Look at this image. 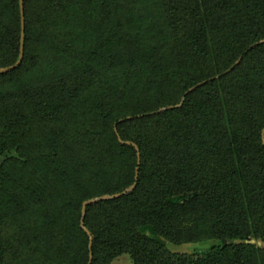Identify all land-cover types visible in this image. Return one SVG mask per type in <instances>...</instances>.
Masks as SVG:
<instances>
[{
	"label": "trees",
	"instance_id": "1",
	"mask_svg": "<svg viewBox=\"0 0 264 264\" xmlns=\"http://www.w3.org/2000/svg\"><path fill=\"white\" fill-rule=\"evenodd\" d=\"M24 7L23 62L0 73V264H264V0ZM22 39L21 0H0L1 69ZM105 63L124 71L96 91Z\"/></svg>",
	"mask_w": 264,
	"mask_h": 264
},
{
	"label": "rangeland",
	"instance_id": "2",
	"mask_svg": "<svg viewBox=\"0 0 264 264\" xmlns=\"http://www.w3.org/2000/svg\"><path fill=\"white\" fill-rule=\"evenodd\" d=\"M62 69V68H61ZM122 67H116L114 64H109V63H105L102 65V67L99 69V76L100 79L98 80L97 86L95 87V90H104L107 88V83L109 81L110 78H112L115 75H119L122 73ZM49 67H44L42 69H38L36 70V72L33 74V77H39L42 75L46 76L49 75ZM124 71V69H123ZM22 173V171H21ZM22 175V179L24 183H27L29 181H37L40 184L43 183V181L45 180L44 178V174L42 173L41 167L40 166H30L29 170H25L24 168V172L23 174H20V176ZM51 180H55L54 178ZM51 184V183H50ZM49 184V185H50ZM60 188V186H56V189ZM49 190H47L48 193ZM50 194L53 193L52 195L55 194V188L50 189ZM65 191V190H63ZM48 194V195H50ZM37 216H39V210L35 209L32 210L28 213H26V217L21 218L20 222H23V220H25L24 222H26L28 219L31 218L32 221V217L33 219H35ZM12 231V230H10ZM210 242L209 241H204L202 243H197V244H183V245H174V244H169V248L173 249V250H179V251H190L192 249H195L196 247H199V249L201 250H205L210 246ZM112 264H135L134 260L132 259L130 254H123L120 255L119 257H117L116 259H114L112 261Z\"/></svg>",
	"mask_w": 264,
	"mask_h": 264
},
{
	"label": "water",
	"instance_id": "3",
	"mask_svg": "<svg viewBox=\"0 0 264 264\" xmlns=\"http://www.w3.org/2000/svg\"><path fill=\"white\" fill-rule=\"evenodd\" d=\"M21 8H22V31H23L21 57H20V60H19L15 65L9 66V67L4 68V69H1V68H0V73H7V72H9V71H11V70L16 69L17 67H19V66L22 64L23 59H24V53H25V41H26V40H25V36H26V34H25V31H26V20H25V7H24V0H21ZM237 64H238V63H237ZM203 84H205V82L200 83V84H198L197 86L191 88V89L188 91V93L194 91L197 87H199V86H201V85H203ZM129 119H131V117H129ZM122 121H123V120H122ZM138 156H139V160H140V157H141L140 153H138ZM138 176H139V173H137V175H136V178H137V179H138ZM136 185H137V182L131 187V190H133V189L136 187ZM117 196H119V194L113 195L112 198L117 197ZM104 198H105V199H108L109 197H108V196H105ZM87 204H88V202H86V203L84 204V209L86 208V205H87Z\"/></svg>",
	"mask_w": 264,
	"mask_h": 264
}]
</instances>
